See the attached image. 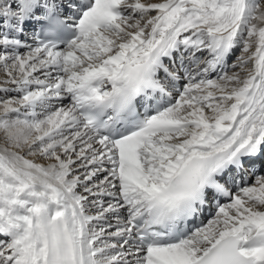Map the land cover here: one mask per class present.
Segmentation results:
<instances>
[{"label": "snow or ice", "instance_id": "obj_1", "mask_svg": "<svg viewBox=\"0 0 264 264\" xmlns=\"http://www.w3.org/2000/svg\"><path fill=\"white\" fill-rule=\"evenodd\" d=\"M0 264H264V0H0Z\"/></svg>", "mask_w": 264, "mask_h": 264}]
</instances>
